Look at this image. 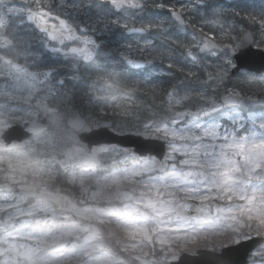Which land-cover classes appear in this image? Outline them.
<instances>
[{
  "label": "snow or ice",
  "instance_id": "6c2138e0",
  "mask_svg": "<svg viewBox=\"0 0 264 264\" xmlns=\"http://www.w3.org/2000/svg\"><path fill=\"white\" fill-rule=\"evenodd\" d=\"M0 264H264V3L0 0Z\"/></svg>",
  "mask_w": 264,
  "mask_h": 264
},
{
  "label": "rangeland",
  "instance_id": "374dc122",
  "mask_svg": "<svg viewBox=\"0 0 264 264\" xmlns=\"http://www.w3.org/2000/svg\"><path fill=\"white\" fill-rule=\"evenodd\" d=\"M260 0H255V2H259ZM226 6L231 4V3H227L225 2L224 0L222 1ZM264 3V0H261V3ZM122 31V30H120ZM120 31H117L115 32V34H111V33H108V34H105V37H104V40H105V43H108L109 41H116L118 39H120ZM136 37H132V36H129L128 39H135ZM53 59H55V57H53ZM61 69H64L68 72H66V83L68 84V88L70 90H74L76 92V95H77V101L80 102V98L84 92V90L86 89V86L83 84V77L81 80H71L70 77L73 75V69L71 67H68V66H62ZM85 78H87V74L84 73L83 75ZM85 102H86V98H85Z\"/></svg>",
  "mask_w": 264,
  "mask_h": 264
},
{
  "label": "water",
  "instance_id": "95a60500",
  "mask_svg": "<svg viewBox=\"0 0 264 264\" xmlns=\"http://www.w3.org/2000/svg\"><path fill=\"white\" fill-rule=\"evenodd\" d=\"M225 1H233V0H225ZM101 137L104 138V139H110V138H112L111 133L108 132V131H102L101 132ZM191 259H194V260H202L203 261V260H207L208 257H193Z\"/></svg>",
  "mask_w": 264,
  "mask_h": 264
},
{
  "label": "trees",
  "instance_id": "16d2710c",
  "mask_svg": "<svg viewBox=\"0 0 264 264\" xmlns=\"http://www.w3.org/2000/svg\"><path fill=\"white\" fill-rule=\"evenodd\" d=\"M222 1H223V0H222ZM248 2L254 4V5L257 6V7H258L260 4L263 3V2L261 3V0H260L259 2H255V0H248ZM231 3H233V2H231ZM77 102H78V101H77ZM78 103H79V102H78Z\"/></svg>",
  "mask_w": 264,
  "mask_h": 264
},
{
  "label": "flooded vegetation",
  "instance_id": "af4514ba",
  "mask_svg": "<svg viewBox=\"0 0 264 264\" xmlns=\"http://www.w3.org/2000/svg\"><path fill=\"white\" fill-rule=\"evenodd\" d=\"M61 71H62V74L64 75V76H66V72H68V71H66V70H64V69H61ZM84 73H83V71H82V77H83V79H87V78H85L84 76Z\"/></svg>",
  "mask_w": 264,
  "mask_h": 264
}]
</instances>
